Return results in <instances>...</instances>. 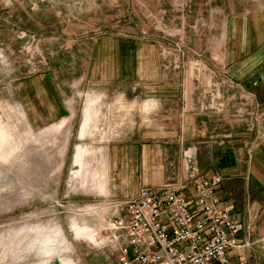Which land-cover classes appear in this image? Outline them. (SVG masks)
<instances>
[{
	"label": "rangeland",
	"instance_id": "obj_1",
	"mask_svg": "<svg viewBox=\"0 0 264 264\" xmlns=\"http://www.w3.org/2000/svg\"><path fill=\"white\" fill-rule=\"evenodd\" d=\"M259 149L264 0H0V264H120L119 203L225 153L264 264Z\"/></svg>",
	"mask_w": 264,
	"mask_h": 264
},
{
	"label": "built area",
	"instance_id": "obj_2",
	"mask_svg": "<svg viewBox=\"0 0 264 264\" xmlns=\"http://www.w3.org/2000/svg\"><path fill=\"white\" fill-rule=\"evenodd\" d=\"M220 175L146 185L119 203L120 264H249L246 225L219 193Z\"/></svg>",
	"mask_w": 264,
	"mask_h": 264
},
{
	"label": "crops",
	"instance_id": "obj_3",
	"mask_svg": "<svg viewBox=\"0 0 264 264\" xmlns=\"http://www.w3.org/2000/svg\"><path fill=\"white\" fill-rule=\"evenodd\" d=\"M250 67L251 66L249 65V63H247L245 65L242 64L240 66L241 71H244L245 69H248ZM262 152H263V150L259 149L254 153V156L252 157L250 164L247 166L246 175L248 173L249 183L252 186V188L256 191V193H258L259 195L264 197V153H262ZM129 160H130L129 162H132V171L131 172L134 176L136 166H137V161H136V158L134 156H132L131 159H129ZM236 161H237L236 156L234 157V155L231 153L221 154L216 159H214V160L212 159L211 162H208V164H210V167L208 169L207 168L205 169L206 173H204L203 175H207V176L220 175V176H222L223 182H222V185L219 187V193L223 196L226 205L232 209V213L235 215L237 220L246 224L245 219L247 218V216L245 214V209L239 208V205H238V201H239L238 198L241 199V195L238 196L236 194V187L234 186L233 181H231V176H227V177H226V175L223 176L220 173H218V170H217V169L221 170L224 167L232 166L233 164L236 163ZM149 163L153 164V163H156V161H151L149 159ZM202 165H203V167H205V164L203 162H202ZM216 166H218V167H216ZM149 168H151V167H149ZM198 171H200V170H198ZM150 172H151V170L149 171V173ZM149 175L150 176H148L146 178L147 179L146 181L149 182V183H147L149 186L159 187V186H162L166 183L163 181L162 178H161L162 180L157 181L156 180L157 178L154 179V177L151 176V174H149ZM176 178H177V180H173L172 182H168V183H183V182H188L191 180L189 174H184V175L180 174V176H177ZM138 185H139L138 183L133 184V190L135 193L139 191ZM244 207H245V199L243 200V208ZM248 254H249V250L247 251V255Z\"/></svg>",
	"mask_w": 264,
	"mask_h": 264
}]
</instances>
